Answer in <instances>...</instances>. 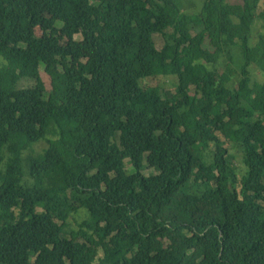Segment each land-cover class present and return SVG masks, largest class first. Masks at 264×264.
I'll return each instance as SVG.
<instances>
[{
	"label": "trees",
	"instance_id": "16d2710c",
	"mask_svg": "<svg viewBox=\"0 0 264 264\" xmlns=\"http://www.w3.org/2000/svg\"><path fill=\"white\" fill-rule=\"evenodd\" d=\"M232 1L0 0V264H264V10Z\"/></svg>",
	"mask_w": 264,
	"mask_h": 264
},
{
	"label": "rangeland",
	"instance_id": "374dc122",
	"mask_svg": "<svg viewBox=\"0 0 264 264\" xmlns=\"http://www.w3.org/2000/svg\"><path fill=\"white\" fill-rule=\"evenodd\" d=\"M240 0H233L232 2L234 3H238ZM262 2V8L264 10V0H261ZM178 3L181 7V10L191 14V15H195L198 14L201 11L202 8V3L203 0H178ZM234 22L236 23V19H234ZM264 25V20L261 19L260 21H257L256 24L254 25V27L252 28V31L249 35V44L251 47H254L256 45V43L258 42L259 36L261 33H263V28L262 26ZM158 43H162L161 39L158 38L157 40ZM239 47V45H238ZM235 46H233V49L231 50V56L230 57H234L235 61H236V65H238L240 63V57H238L237 55H239L238 51L239 49H237ZM69 52L71 53V63L73 66L76 65V60L75 57L79 56L83 61H86L91 53L90 49L87 48L86 46H84L83 40L81 38V36L76 37L75 43L68 48ZM240 52V51H239ZM46 58V57H45ZM221 63L225 62L224 60L220 61ZM43 66L41 67V73H43ZM44 74V73H43ZM258 76H261L260 73L256 70L253 73V78L254 79H259L261 80V78H259ZM43 80L46 81V83L48 84V77L43 75ZM150 85H156V81H149L148 82ZM13 85V75H3L0 74V90L2 91H8L10 88H12ZM171 89L169 88L168 91H170ZM46 144H40L36 147V150L39 152L41 150H43L44 148H46ZM228 146V145H227ZM235 152V151H234ZM230 168H236L237 171L239 170V174L242 175L245 172V169L242 168L244 163H243V158L241 157L240 154L233 157V160H230ZM154 172H147V175H150ZM77 222H80V218H78ZM73 228H75V222H71Z\"/></svg>",
	"mask_w": 264,
	"mask_h": 264
}]
</instances>
